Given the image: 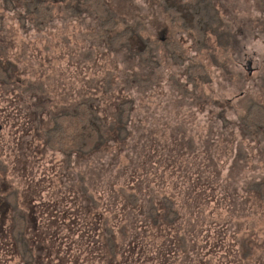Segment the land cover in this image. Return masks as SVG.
I'll list each match as a JSON object with an SVG mask.
<instances>
[{"label": "rangeland", "instance_id": "374dc122", "mask_svg": "<svg viewBox=\"0 0 264 264\" xmlns=\"http://www.w3.org/2000/svg\"><path fill=\"white\" fill-rule=\"evenodd\" d=\"M10 1L11 11L0 0V60L15 65L13 83L0 84V264L28 263L12 244L17 215L31 264H264V202L248 189L264 181V129L241 124L252 103L264 107L259 0H215L225 48L209 36L201 52L153 0H104L119 26L141 22L144 37L180 44L182 64L160 42L152 69L98 37L84 0H46L41 29L23 0ZM190 62L207 83H187ZM83 102L103 121L105 145L86 155L50 150L53 119ZM127 102L121 140L112 127ZM165 209L177 214L172 223ZM239 245L249 253L240 257Z\"/></svg>", "mask_w": 264, "mask_h": 264}, {"label": "trees", "instance_id": "16d2710c", "mask_svg": "<svg viewBox=\"0 0 264 264\" xmlns=\"http://www.w3.org/2000/svg\"><path fill=\"white\" fill-rule=\"evenodd\" d=\"M3 5L7 10H13L14 6L10 0H2ZM161 12L169 19L171 27L190 32L193 35L196 43V49L201 52L206 48L208 37H213L217 46L225 48L220 43L225 39L227 30L224 28L220 19L219 11L215 6V0H153ZM88 3L93 13L99 17L100 33L98 37L107 42L111 49L124 47L130 54L137 55L143 65L155 68L158 64L153 60L152 51L160 42H163L166 50L171 56L174 63L182 64L185 60V55L180 44L173 39L168 40H151L143 36L144 25L137 22L134 25L119 26L120 22L114 16L110 8L104 0H84ZM82 0V3H84ZM259 3L264 9V0H259ZM22 8L25 16L32 17L37 28L45 27L46 22L51 16V7L46 0H23ZM68 13L71 16L78 14L77 8L67 7ZM21 25L25 21L24 17H19ZM229 33V32H228ZM228 37V36H227ZM141 44L138 51H133L134 41ZM15 65L11 63L3 64L0 60V84H12L14 77L13 72ZM186 81L196 87L197 83H207L208 75L204 68L199 63H191L186 69ZM135 78L134 80H136ZM138 81V80H136ZM150 83L143 81V86ZM32 89L33 86H28ZM185 94H189L185 92ZM132 103H122L116 108L115 126L118 139L127 136V124L130 116ZM219 119L226 124L224 116L219 115ZM243 130L246 132H258L259 129H264V107L260 104L252 103L246 113L241 118ZM103 121L90 108V103L83 102L79 104L74 114L61 113L53 119L51 128L45 131L46 145L50 150L60 151L65 156H70L72 153L78 152L81 154H89L92 151L100 149L106 143V138L103 130ZM264 202V181L255 183L249 186ZM167 208H171L170 203H165ZM167 215L164 216L168 222H173L177 219V214L171 210H167ZM149 222L152 225L158 226L161 222L160 217L155 209L149 211ZM12 226V244L18 251V255L23 261L31 264L32 259L28 253L27 247L23 240V223L20 216H16ZM237 232V237L240 238L241 229ZM242 238H240L241 241ZM240 250L238 255L244 256L248 251H244L239 245ZM164 252V251H163ZM165 253V252H164ZM169 251L165 254L169 255ZM174 255L173 253H171ZM26 257V258H25ZM27 263V264H28Z\"/></svg>", "mask_w": 264, "mask_h": 264}, {"label": "flooded vegetation", "instance_id": "af4514ba", "mask_svg": "<svg viewBox=\"0 0 264 264\" xmlns=\"http://www.w3.org/2000/svg\"><path fill=\"white\" fill-rule=\"evenodd\" d=\"M161 39H163V38H161Z\"/></svg>", "mask_w": 264, "mask_h": 264}]
</instances>
